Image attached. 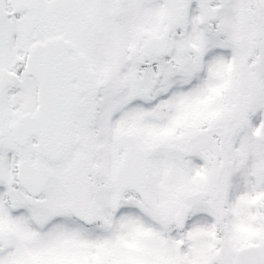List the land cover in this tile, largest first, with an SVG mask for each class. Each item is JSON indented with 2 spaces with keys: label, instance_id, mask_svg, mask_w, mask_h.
Returning <instances> with one entry per match:
<instances>
[{
  "label": "snow or ice",
  "instance_id": "6c2138e0",
  "mask_svg": "<svg viewBox=\"0 0 264 264\" xmlns=\"http://www.w3.org/2000/svg\"><path fill=\"white\" fill-rule=\"evenodd\" d=\"M0 264H264V0H0Z\"/></svg>",
  "mask_w": 264,
  "mask_h": 264
}]
</instances>
